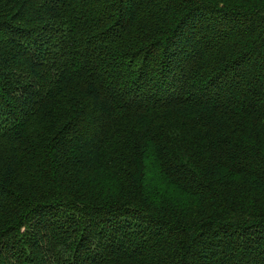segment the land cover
Instances as JSON below:
<instances>
[{
	"label": "trees",
	"instance_id": "16d2710c",
	"mask_svg": "<svg viewBox=\"0 0 264 264\" xmlns=\"http://www.w3.org/2000/svg\"><path fill=\"white\" fill-rule=\"evenodd\" d=\"M0 264H264V0H0Z\"/></svg>",
	"mask_w": 264,
	"mask_h": 264
},
{
	"label": "rangeland",
	"instance_id": "374dc122",
	"mask_svg": "<svg viewBox=\"0 0 264 264\" xmlns=\"http://www.w3.org/2000/svg\"><path fill=\"white\" fill-rule=\"evenodd\" d=\"M105 183H106V185H108V186H109V184H110V181L106 180V181H105Z\"/></svg>",
	"mask_w": 264,
	"mask_h": 264
}]
</instances>
